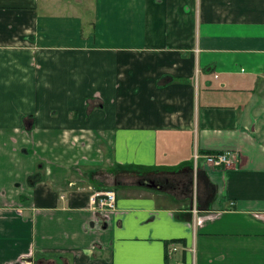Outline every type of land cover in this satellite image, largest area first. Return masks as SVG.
<instances>
[{"label":"crops","instance_id":"0c3cea01","mask_svg":"<svg viewBox=\"0 0 264 264\" xmlns=\"http://www.w3.org/2000/svg\"><path fill=\"white\" fill-rule=\"evenodd\" d=\"M262 84L264 0H0V264H264Z\"/></svg>","mask_w":264,"mask_h":264},{"label":"built area","instance_id":"2783aa9c","mask_svg":"<svg viewBox=\"0 0 264 264\" xmlns=\"http://www.w3.org/2000/svg\"><path fill=\"white\" fill-rule=\"evenodd\" d=\"M194 163L195 167L199 164V160L203 159L205 164L212 168H234L239 163V158L236 152H218L213 154H201L198 151H195L194 154ZM74 183H71L70 186H74ZM89 192V203L92 210L96 213L97 219L96 222L100 226H106L109 222V214L116 211V192L114 190H97L93 186H88L86 189ZM79 189V190H82ZM61 198L64 199V196L61 195ZM231 205H234L233 203ZM203 218H198L197 223H203ZM181 247L177 243H170L167 248V257L170 259L176 252L180 251ZM21 264H25L22 260Z\"/></svg>","mask_w":264,"mask_h":264},{"label":"water","instance_id":"95a60500","mask_svg":"<svg viewBox=\"0 0 264 264\" xmlns=\"http://www.w3.org/2000/svg\"><path fill=\"white\" fill-rule=\"evenodd\" d=\"M35 179L36 178H34V179L31 178L30 179V184L31 185H34ZM142 185L146 186L147 188L156 189V190H163V188H164V185L157 184L155 181H152V180L151 181L145 180Z\"/></svg>","mask_w":264,"mask_h":264},{"label":"rangeland","instance_id":"374dc122","mask_svg":"<svg viewBox=\"0 0 264 264\" xmlns=\"http://www.w3.org/2000/svg\"><path fill=\"white\" fill-rule=\"evenodd\" d=\"M261 89H262V94H261V98H262V104H264V84H262V86H261ZM263 106V105H262ZM264 107V106H263ZM263 116L261 117V118H263L264 117V113L262 114ZM264 119H262L261 121H260V125L261 126H263V128H262V130H261V138H262V141L264 142ZM88 187V185H84V186H80V187H78L79 189H82V188H87Z\"/></svg>","mask_w":264,"mask_h":264},{"label":"trees","instance_id":"16d2710c","mask_svg":"<svg viewBox=\"0 0 264 264\" xmlns=\"http://www.w3.org/2000/svg\"><path fill=\"white\" fill-rule=\"evenodd\" d=\"M213 153H216V152H207V153H205V154H213ZM93 183V182H92ZM95 189H97V190H114L115 191V189L114 188H110V187H104V186H102V187H94ZM169 258L167 257V264H170L169 263Z\"/></svg>","mask_w":264,"mask_h":264}]
</instances>
